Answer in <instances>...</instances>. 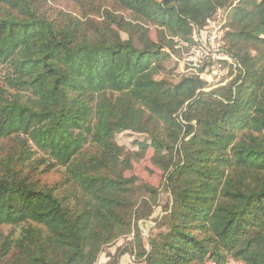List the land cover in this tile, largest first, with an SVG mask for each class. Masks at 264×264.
I'll use <instances>...</instances> for the list:
<instances>
[{
  "label": "trees",
  "instance_id": "trees-1",
  "mask_svg": "<svg viewBox=\"0 0 264 264\" xmlns=\"http://www.w3.org/2000/svg\"><path fill=\"white\" fill-rule=\"evenodd\" d=\"M218 11L236 68L206 87L208 63H167ZM149 149L161 188L125 176ZM131 235L132 264H264V0H0V264Z\"/></svg>",
  "mask_w": 264,
  "mask_h": 264
},
{
  "label": "rangeland",
  "instance_id": "rangeland-1",
  "mask_svg": "<svg viewBox=\"0 0 264 264\" xmlns=\"http://www.w3.org/2000/svg\"><path fill=\"white\" fill-rule=\"evenodd\" d=\"M52 6H54V5L52 4ZM57 7L61 8V9L71 10V7H66L65 3H63V2L58 4ZM225 13H227V12L226 11L225 12L218 11L219 15H224ZM224 29H225V31L227 30L226 26ZM200 35L202 36V32H200V33H198V35L194 36L195 41L198 39V37ZM221 45H223V39H222ZM197 46H198V43H197V45L192 46V48H190L188 52H185L184 53L185 56H183V58L181 60H179L178 58H174V59H172V61L167 63V65L176 66L178 73L190 74L189 71H186L183 68L182 63H185V64L190 65L192 67H198L200 65V64L192 65V64H188L186 62V60H189V57H190L192 51ZM223 69L227 70L228 68H227V66L222 65L221 70H223ZM200 74L201 73H199V75ZM207 76L205 78H207ZM207 80H208V84L206 85V87L209 86V79H204V83H206ZM209 89H211V88H207V90H209ZM144 139H145L144 136H141V135H138V134H135L132 132H123V133L117 134L115 136L116 143L119 146L124 147L129 152H134V151L138 150L137 147L135 146L134 142L137 140H144ZM152 154H153V151L151 149L147 150V152L144 154V156L140 160H137L133 163L132 171L125 173V176L128 177V176L134 175V176H137L144 183H148V184H150L156 188L157 187L161 188V184H162V180H163L162 179V173H161V171H159L157 168H155L150 163V158H151ZM166 203H167V197L165 194L161 193L157 199L155 207L153 208V214H152L151 219L149 221H147L146 223H144L143 225H141V223L139 224L140 229L142 230V234L144 237L148 236L149 234H155L159 231V226L155 225V222H156L155 220L160 215L162 207L165 206ZM130 238H132V235L126 236L123 238H119L114 244L107 245L104 248L103 253L99 255V257L96 261V264H102L105 261V255L106 254H114V255H116V257L118 256L117 259H118V262L120 264H132L131 263V257L129 255V253L125 251V248L127 247V245L130 244V242H132V241H130ZM121 251H122V253L124 252L123 258H120V254H118ZM209 264H211V263H209ZM227 264H242V263L230 260Z\"/></svg>",
  "mask_w": 264,
  "mask_h": 264
},
{
  "label": "built area",
  "instance_id": "built-area-1",
  "mask_svg": "<svg viewBox=\"0 0 264 264\" xmlns=\"http://www.w3.org/2000/svg\"><path fill=\"white\" fill-rule=\"evenodd\" d=\"M226 15H219L208 20L206 25L202 29V36L197 39L198 46L192 51L189 60H186L188 64H200L206 62L209 66L205 73H201L198 78L204 82V79H209V85H218L223 79H226L229 69L221 70L222 65H228L235 73L236 65L232 63L231 59L220 52V46L222 43V35L225 32ZM208 75V76H207ZM207 76V78H205ZM206 81V80H205ZM208 84V80L206 82Z\"/></svg>",
  "mask_w": 264,
  "mask_h": 264
},
{
  "label": "crops",
  "instance_id": "crops-1",
  "mask_svg": "<svg viewBox=\"0 0 264 264\" xmlns=\"http://www.w3.org/2000/svg\"><path fill=\"white\" fill-rule=\"evenodd\" d=\"M122 256V257H121ZM120 258H123V255H120ZM122 260V259H121Z\"/></svg>",
  "mask_w": 264,
  "mask_h": 264
}]
</instances>
